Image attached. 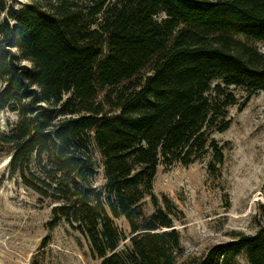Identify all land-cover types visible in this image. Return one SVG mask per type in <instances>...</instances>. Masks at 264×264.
Returning <instances> with one entry per match:
<instances>
[{
  "label": "trees",
  "instance_id": "1",
  "mask_svg": "<svg viewBox=\"0 0 264 264\" xmlns=\"http://www.w3.org/2000/svg\"><path fill=\"white\" fill-rule=\"evenodd\" d=\"M29 1L17 8L0 0V113L18 118L0 133L10 176L40 203L52 201L55 224L83 235L100 264H178L182 213L154 195L157 169L191 165L209 150L223 162L212 136L232 124L233 90L246 103L264 91L256 46L264 43V0L104 1L87 15L79 0ZM96 150L102 189L93 185ZM121 218L129 235L115 224ZM242 256L264 264V227L214 247L199 264Z\"/></svg>",
  "mask_w": 264,
  "mask_h": 264
},
{
  "label": "rangeland",
  "instance_id": "2",
  "mask_svg": "<svg viewBox=\"0 0 264 264\" xmlns=\"http://www.w3.org/2000/svg\"><path fill=\"white\" fill-rule=\"evenodd\" d=\"M79 1L87 15L90 7L104 1L112 5L117 0ZM29 2L9 0L17 8ZM85 19L90 23L100 16ZM256 46L264 50V43ZM24 65L31 68L28 63ZM150 69L147 67L140 76L148 75ZM233 91L239 105L229 110L232 124L226 132L212 136L225 156L223 162H215L209 150L191 165L176 162L171 166L160 164L157 169L154 195L163 208L167 199L182 213L174 222L183 247L178 264H199L214 247L232 243L240 236L255 235L264 227V91L247 103L244 91ZM17 120L14 113H0V133L9 131ZM94 154L98 172L93 185L102 189L106 182L103 160L97 150ZM10 162V155L1 154L0 264H100L83 235L65 221L55 224L52 201L40 203L31 190L10 176ZM144 205L146 214H151V199H146ZM115 224L129 235L130 228L123 218ZM129 246L130 241H123L121 250ZM238 263L248 264L243 256Z\"/></svg>",
  "mask_w": 264,
  "mask_h": 264
}]
</instances>
